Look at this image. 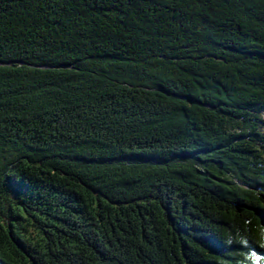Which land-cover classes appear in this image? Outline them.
Wrapping results in <instances>:
<instances>
[{
	"label": "trees",
	"instance_id": "1",
	"mask_svg": "<svg viewBox=\"0 0 264 264\" xmlns=\"http://www.w3.org/2000/svg\"><path fill=\"white\" fill-rule=\"evenodd\" d=\"M0 62V264H264V0H0Z\"/></svg>",
	"mask_w": 264,
	"mask_h": 264
},
{
	"label": "water",
	"instance_id": "2",
	"mask_svg": "<svg viewBox=\"0 0 264 264\" xmlns=\"http://www.w3.org/2000/svg\"><path fill=\"white\" fill-rule=\"evenodd\" d=\"M0 64H9V63H7V62H0Z\"/></svg>",
	"mask_w": 264,
	"mask_h": 264
},
{
	"label": "snow or ice",
	"instance_id": "3",
	"mask_svg": "<svg viewBox=\"0 0 264 264\" xmlns=\"http://www.w3.org/2000/svg\"><path fill=\"white\" fill-rule=\"evenodd\" d=\"M262 247H264V246H262ZM254 258H255V259H260V257H255V255H254Z\"/></svg>",
	"mask_w": 264,
	"mask_h": 264
}]
</instances>
